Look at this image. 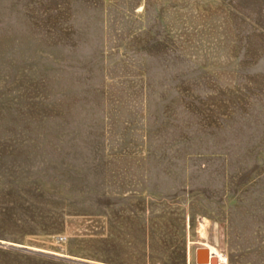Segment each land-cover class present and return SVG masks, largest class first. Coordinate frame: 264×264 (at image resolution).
Returning a JSON list of instances; mask_svg holds the SVG:
<instances>
[{"label":"rangeland","instance_id":"374dc122","mask_svg":"<svg viewBox=\"0 0 264 264\" xmlns=\"http://www.w3.org/2000/svg\"><path fill=\"white\" fill-rule=\"evenodd\" d=\"M201 248L264 264V0H0V264Z\"/></svg>","mask_w":264,"mask_h":264},{"label":"water","instance_id":"95a60500","mask_svg":"<svg viewBox=\"0 0 264 264\" xmlns=\"http://www.w3.org/2000/svg\"><path fill=\"white\" fill-rule=\"evenodd\" d=\"M195 261L196 264H217V261L214 259V255L211 253L207 255V250L204 248L196 251Z\"/></svg>","mask_w":264,"mask_h":264},{"label":"bare ground","instance_id":"6f19581e","mask_svg":"<svg viewBox=\"0 0 264 264\" xmlns=\"http://www.w3.org/2000/svg\"><path fill=\"white\" fill-rule=\"evenodd\" d=\"M215 257L219 260L218 256H215ZM220 263H221V261H220Z\"/></svg>","mask_w":264,"mask_h":264}]
</instances>
